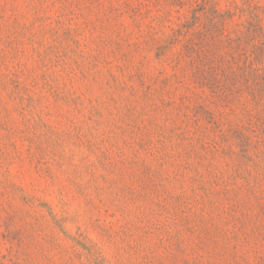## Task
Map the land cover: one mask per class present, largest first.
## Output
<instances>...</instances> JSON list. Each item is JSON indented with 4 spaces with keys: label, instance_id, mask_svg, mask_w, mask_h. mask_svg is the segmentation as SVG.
Instances as JSON below:
<instances>
[{
    "label": "rangeland",
    "instance_id": "rangeland-1",
    "mask_svg": "<svg viewBox=\"0 0 264 264\" xmlns=\"http://www.w3.org/2000/svg\"><path fill=\"white\" fill-rule=\"evenodd\" d=\"M0 264H264V0H0Z\"/></svg>",
    "mask_w": 264,
    "mask_h": 264
}]
</instances>
